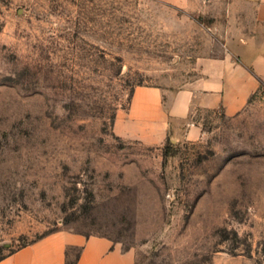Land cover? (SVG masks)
<instances>
[{
  "label": "rangeland",
  "instance_id": "1",
  "mask_svg": "<svg viewBox=\"0 0 264 264\" xmlns=\"http://www.w3.org/2000/svg\"><path fill=\"white\" fill-rule=\"evenodd\" d=\"M230 3L0 0V260L69 230L137 264H264V86L234 117L170 118L168 148L119 126L221 54Z\"/></svg>",
  "mask_w": 264,
  "mask_h": 264
},
{
  "label": "crops",
  "instance_id": "2",
  "mask_svg": "<svg viewBox=\"0 0 264 264\" xmlns=\"http://www.w3.org/2000/svg\"><path fill=\"white\" fill-rule=\"evenodd\" d=\"M230 2L219 34L221 54L204 60L201 76L167 100L160 89H139L130 123L121 118V135L160 146L169 138L170 118L184 122L199 111L234 117L250 104L264 86V0ZM201 134L194 124L186 139ZM0 264H137V258L106 236L59 230L12 252Z\"/></svg>",
  "mask_w": 264,
  "mask_h": 264
},
{
  "label": "trees",
  "instance_id": "3",
  "mask_svg": "<svg viewBox=\"0 0 264 264\" xmlns=\"http://www.w3.org/2000/svg\"><path fill=\"white\" fill-rule=\"evenodd\" d=\"M171 145H172V141H171V139H170V137H169V138H168V141H167V148L170 147ZM165 155H166V156H170L171 154L168 153L167 150H166Z\"/></svg>",
  "mask_w": 264,
  "mask_h": 264
}]
</instances>
